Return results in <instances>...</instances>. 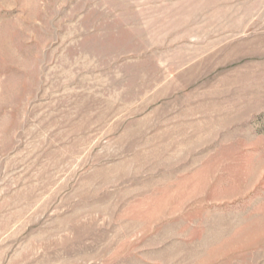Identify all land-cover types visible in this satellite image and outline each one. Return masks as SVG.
Returning a JSON list of instances; mask_svg holds the SVG:
<instances>
[{
  "label": "rangeland",
  "instance_id": "1",
  "mask_svg": "<svg viewBox=\"0 0 264 264\" xmlns=\"http://www.w3.org/2000/svg\"><path fill=\"white\" fill-rule=\"evenodd\" d=\"M0 264H264V0H0Z\"/></svg>",
  "mask_w": 264,
  "mask_h": 264
}]
</instances>
